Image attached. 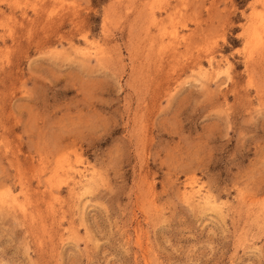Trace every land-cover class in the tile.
I'll return each mask as SVG.
<instances>
[{"label": "rangeland", "instance_id": "374dc122", "mask_svg": "<svg viewBox=\"0 0 264 264\" xmlns=\"http://www.w3.org/2000/svg\"><path fill=\"white\" fill-rule=\"evenodd\" d=\"M0 264H264V0H0Z\"/></svg>", "mask_w": 264, "mask_h": 264}, {"label": "bare ground", "instance_id": "6f19581e", "mask_svg": "<svg viewBox=\"0 0 264 264\" xmlns=\"http://www.w3.org/2000/svg\"><path fill=\"white\" fill-rule=\"evenodd\" d=\"M94 50V49H93ZM90 53V52H89ZM98 53V52H97ZM97 53H95V54H97ZM100 53V52H99ZM99 53H98V55H99ZM88 55V54H87ZM90 56V55H89ZM214 60V59H213ZM212 65V64H211ZM214 65V64H213ZM218 67H220V66H218ZM214 68V67H213ZM75 169V168H74ZM87 173V172H86ZM86 173H84V172H79V174H80V178H81V181L79 182V184H81V186H83V188L84 187H87V185L88 184H91V180H92V176H89L88 174H86ZM75 180H77V179H75ZM191 183V182H190ZM96 185V184H95ZM76 186V185H75ZM197 188V187H196ZM203 188V187H202ZM185 190V189H184ZM188 190V189H187ZM203 191H201L200 189H198V190H195L194 189V187H193V185H192V191L190 192V193H188L187 195H186V198H187V200L188 201H191V202H197L199 205H203L204 207H206V208H210V209H215L216 210V202L215 201H213L208 195H203V193H202ZM4 200H2V202H3ZM14 201H16V200H14ZM3 203H5V201L3 202ZM194 203V204H195ZM6 204V203H5ZM6 206V205H5ZM23 206V205H22ZM20 208H21V206H19ZM219 207V206H218ZM24 208V207H23ZM23 210V209H22ZM137 235H138V233H137ZM140 235V234H139ZM138 237V236H137ZM139 239V238H138ZM140 240V239H139ZM142 241V240H141Z\"/></svg>", "mask_w": 264, "mask_h": 264}]
</instances>
